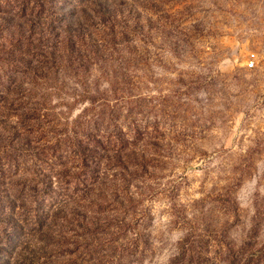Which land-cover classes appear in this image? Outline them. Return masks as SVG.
I'll use <instances>...</instances> for the list:
<instances>
[{
  "label": "rangeland",
  "instance_id": "rangeland-1",
  "mask_svg": "<svg viewBox=\"0 0 264 264\" xmlns=\"http://www.w3.org/2000/svg\"><path fill=\"white\" fill-rule=\"evenodd\" d=\"M0 264H264V0H0Z\"/></svg>",
  "mask_w": 264,
  "mask_h": 264
},
{
  "label": "built area",
  "instance_id": "built-area-1",
  "mask_svg": "<svg viewBox=\"0 0 264 264\" xmlns=\"http://www.w3.org/2000/svg\"><path fill=\"white\" fill-rule=\"evenodd\" d=\"M255 60H256V56L253 55V56L250 58V63H249V65H248L250 68H254V66H255Z\"/></svg>",
  "mask_w": 264,
  "mask_h": 264
}]
</instances>
